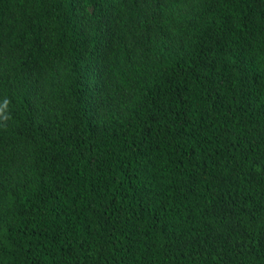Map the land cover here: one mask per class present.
Returning a JSON list of instances; mask_svg holds the SVG:
<instances>
[{"label": "trees", "instance_id": "16d2710c", "mask_svg": "<svg viewBox=\"0 0 264 264\" xmlns=\"http://www.w3.org/2000/svg\"><path fill=\"white\" fill-rule=\"evenodd\" d=\"M0 264H264V0H0Z\"/></svg>", "mask_w": 264, "mask_h": 264}, {"label": "clouds", "instance_id": "9594fccd", "mask_svg": "<svg viewBox=\"0 0 264 264\" xmlns=\"http://www.w3.org/2000/svg\"><path fill=\"white\" fill-rule=\"evenodd\" d=\"M8 101L5 99L3 106H0V120L6 121L8 116L5 114V109L7 108Z\"/></svg>", "mask_w": 264, "mask_h": 264}]
</instances>
